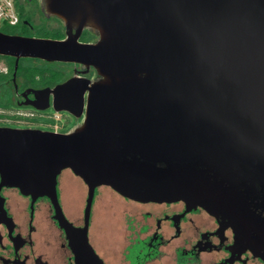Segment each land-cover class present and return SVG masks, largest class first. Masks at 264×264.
Returning a JSON list of instances; mask_svg holds the SVG:
<instances>
[{
	"label": "water",
	"instance_id": "obj_1",
	"mask_svg": "<svg viewBox=\"0 0 264 264\" xmlns=\"http://www.w3.org/2000/svg\"><path fill=\"white\" fill-rule=\"evenodd\" d=\"M43 4L76 23L75 36L0 33V55L15 57V69L24 57L82 63L101 80L87 88L83 123L69 134L0 129V189L51 201L74 264H103L87 240L101 186L140 203L200 207L232 230L234 247L264 263V0ZM84 24L96 44L76 42ZM70 86L53 92L57 110L69 111ZM64 170L88 189L81 229L57 203Z\"/></svg>",
	"mask_w": 264,
	"mask_h": 264
},
{
	"label": "flooded vegetation",
	"instance_id": "obj_2",
	"mask_svg": "<svg viewBox=\"0 0 264 264\" xmlns=\"http://www.w3.org/2000/svg\"><path fill=\"white\" fill-rule=\"evenodd\" d=\"M10 1V13L15 17L14 24L2 17L1 24L20 26L21 29L1 31L7 36L35 40L66 41L75 36L78 27L73 21L66 22L50 14L42 0H29L39 12L42 21L54 22L56 32L36 31L25 13L16 10V0ZM21 12V13H20ZM39 21L32 15V21ZM32 26V27H31ZM44 30V29H43ZM97 31L84 24L76 42L79 45H94L98 42ZM16 58L0 55V129L36 131L65 135L78 129L84 120L88 89L98 83L101 77L92 66L71 61H54L42 58ZM11 69V71H10ZM71 84L65 99L69 111L54 107L53 92L60 86ZM79 98L82 106L78 109ZM73 112V113H71ZM77 114V115H76ZM75 121V122H74ZM66 186L61 190L63 200H59L56 183V199L64 219L74 228L84 226V210L88 189L84 182L72 173L66 176ZM77 186L82 192L81 202L73 195L69 199V188ZM94 190L87 226L91 217ZM113 201L97 205L107 208L105 215L112 222L109 234V249L101 248L103 264H264L254 258L249 251L234 247V235L225 223L210 216L200 207L192 208L184 202L140 203L124 198L105 187ZM72 193V192H71ZM0 264H74L65 232L59 227L54 207L46 198L32 202L31 197L23 196L17 189H0ZM68 210L63 207L64 201ZM76 200V201H75ZM37 208L35 209V206ZM100 206L98 213H101ZM104 213V212H103ZM73 216L78 225H73L67 217ZM38 226V227H37ZM44 228L49 232L43 240L47 248L42 251L39 245ZM121 245L123 247L121 248Z\"/></svg>",
	"mask_w": 264,
	"mask_h": 264
},
{
	"label": "rangeland",
	"instance_id": "obj_3",
	"mask_svg": "<svg viewBox=\"0 0 264 264\" xmlns=\"http://www.w3.org/2000/svg\"><path fill=\"white\" fill-rule=\"evenodd\" d=\"M28 1L29 0H16L15 1L16 5H17L16 10L21 11L22 13L26 14V17L29 20V22L31 23V25L33 26V29L36 31H47L49 34H53L54 32H56L57 29H55L54 22H52V21L47 22V23L43 22L42 18L38 15L39 12L36 10L35 6L33 4H29ZM1 3L2 4L4 3L3 0H0V4ZM6 12L8 14H10V10H7ZM32 15H34L35 17H38L39 21L38 20H37V22L32 21ZM11 29L19 30V29H21V27L20 26H17V27L10 26L7 22L1 24V29H0L1 31H9ZM65 174L69 175V174H71V172H68V173L61 172V174L57 178V182H58L57 183V193H58L59 200L60 199L63 200L62 199L63 195H62V190H61L63 184L66 186V184L68 183V182H66V178H68V177H66ZM69 190H70V192L67 193V197L70 199L71 195H73L76 200H78L77 197H79V200L81 202L80 198H81L82 192L80 190L78 191L77 186H74V188L70 187ZM110 194H111V191H109L105 187H102L101 189H97L95 191V197H94V201L92 203L90 224H89V230H88L89 243L93 247V249L95 250L96 254L98 256H100L103 260L105 259V257L103 256L101 248H105V249L108 248L109 249V246H110L109 234L111 232L110 230L112 228V222H111L110 217L105 215L107 208L106 209L103 208L104 207L103 205H101V206L97 205L96 201L99 199V197H100L99 202L102 204L104 202L106 203L108 201H113L112 198L109 197ZM42 201H44V199H42V198L39 199V202H42ZM68 202L69 201L67 200V203ZM67 203L65 200L64 204H63V207L65 206L66 210H68ZM105 203H104V205H105ZM99 206H100L101 213L100 212L98 213ZM36 208H37V205L35 206V209ZM67 219L73 225H78L75 217L69 216V217H67ZM48 236H49V232L46 228H44V233L40 236V239L38 240L39 245H41L42 251H45V249H47L43 244V240L45 238L47 239ZM122 247H123V245H121V248ZM56 264H61V263L58 262Z\"/></svg>",
	"mask_w": 264,
	"mask_h": 264
},
{
	"label": "built area",
	"instance_id": "obj_4",
	"mask_svg": "<svg viewBox=\"0 0 264 264\" xmlns=\"http://www.w3.org/2000/svg\"><path fill=\"white\" fill-rule=\"evenodd\" d=\"M3 2L5 3H1L0 4V19L2 17H5L8 21H9V24H14L15 22V17L10 13L8 14L6 11L7 10H10V1L9 0H3ZM6 12V13H5Z\"/></svg>",
	"mask_w": 264,
	"mask_h": 264
},
{
	"label": "crops",
	"instance_id": "obj_5",
	"mask_svg": "<svg viewBox=\"0 0 264 264\" xmlns=\"http://www.w3.org/2000/svg\"><path fill=\"white\" fill-rule=\"evenodd\" d=\"M63 173L65 172V173H68V172H70L69 170H64V171H62ZM65 176H68L67 174H65Z\"/></svg>",
	"mask_w": 264,
	"mask_h": 264
},
{
	"label": "trees",
	"instance_id": "obj_6",
	"mask_svg": "<svg viewBox=\"0 0 264 264\" xmlns=\"http://www.w3.org/2000/svg\"><path fill=\"white\" fill-rule=\"evenodd\" d=\"M21 13V12H20ZM10 71H11V69H10Z\"/></svg>",
	"mask_w": 264,
	"mask_h": 264
}]
</instances>
